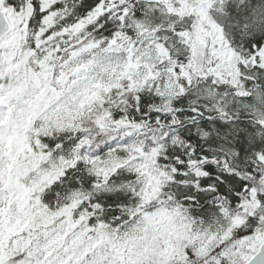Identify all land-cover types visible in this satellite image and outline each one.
Listing matches in <instances>:
<instances>
[{"label": "snow or ice", "instance_id": "snow-or-ice-1", "mask_svg": "<svg viewBox=\"0 0 264 264\" xmlns=\"http://www.w3.org/2000/svg\"><path fill=\"white\" fill-rule=\"evenodd\" d=\"M0 264H264V0H0Z\"/></svg>", "mask_w": 264, "mask_h": 264}]
</instances>
